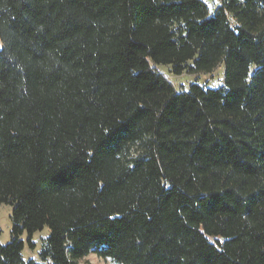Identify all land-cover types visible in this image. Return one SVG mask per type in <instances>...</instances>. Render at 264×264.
I'll use <instances>...</instances> for the list:
<instances>
[{
	"label": "trees",
	"instance_id": "1",
	"mask_svg": "<svg viewBox=\"0 0 264 264\" xmlns=\"http://www.w3.org/2000/svg\"><path fill=\"white\" fill-rule=\"evenodd\" d=\"M2 204L0 264H264V0H0Z\"/></svg>",
	"mask_w": 264,
	"mask_h": 264
},
{
	"label": "rangeland",
	"instance_id": "2",
	"mask_svg": "<svg viewBox=\"0 0 264 264\" xmlns=\"http://www.w3.org/2000/svg\"><path fill=\"white\" fill-rule=\"evenodd\" d=\"M208 8L209 13H213L214 9L219 6L220 0H202ZM155 69L161 73L173 86L176 92L187 91L190 84L196 83L208 88H217L222 86L223 83V66H218L211 73H197L174 75L170 67L155 66ZM11 207L8 205H0V245L4 246L11 240ZM49 231L44 227L41 231L34 233L30 239L33 243V248L30 249L27 245L26 234L21 236L23 242V250L21 252L24 261L34 260L39 261V251L41 250L44 239L48 236ZM78 264H112L108 259H99L95 255H88L78 262Z\"/></svg>",
	"mask_w": 264,
	"mask_h": 264
}]
</instances>
